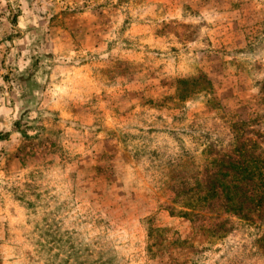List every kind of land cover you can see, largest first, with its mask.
<instances>
[{"label":"rangeland","instance_id":"rangeland-1","mask_svg":"<svg viewBox=\"0 0 264 264\" xmlns=\"http://www.w3.org/2000/svg\"><path fill=\"white\" fill-rule=\"evenodd\" d=\"M243 146L264 0H0V264H264Z\"/></svg>","mask_w":264,"mask_h":264},{"label":"trees","instance_id":"trees-1","mask_svg":"<svg viewBox=\"0 0 264 264\" xmlns=\"http://www.w3.org/2000/svg\"><path fill=\"white\" fill-rule=\"evenodd\" d=\"M245 125V123H239L232 127L236 130ZM261 156L262 155L256 154L254 151H247L246 146L237 149L236 159L235 157L230 158L229 165L225 169L220 170V172L226 171L227 175H225V178H230L229 182L226 184L232 183L230 186H226V179L224 183L216 185L219 194L225 193L226 200L230 201L232 199L230 198L231 195L236 199L240 197L238 194L241 192L243 186L246 188L250 187V191L253 192V197L257 200L258 212H261L262 208H264V158ZM228 172H231V175L228 174ZM205 190L207 191L206 193L212 192L213 196L216 197V189H208L205 186ZM196 197V202L204 199V197L201 198L199 195ZM205 199V201H207L206 196ZM191 204L192 203H188L187 206L191 207ZM259 242L261 243V249L264 253V246L262 245L264 244V235L260 238Z\"/></svg>","mask_w":264,"mask_h":264}]
</instances>
